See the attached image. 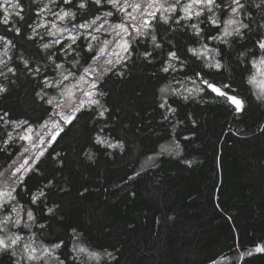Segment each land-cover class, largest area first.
Segmentation results:
<instances>
[{
  "label": "trees",
  "instance_id": "1",
  "mask_svg": "<svg viewBox=\"0 0 264 264\" xmlns=\"http://www.w3.org/2000/svg\"><path fill=\"white\" fill-rule=\"evenodd\" d=\"M23 4L25 14L34 10L32 0H23ZM250 11L256 20L264 16V8L253 5ZM98 14L89 4L87 15L81 10L76 23ZM17 26L25 30L21 21ZM201 27L207 42V29L212 26ZM212 31L215 34L217 30ZM19 39V46L11 52L17 74H9V80L0 77V83L8 88L0 94V172L7 170V176L9 165L27 143L19 139L24 128L17 130L11 122L19 120L26 105L52 109L46 101L58 93L52 87L44 88L47 95L43 100L36 95L43 87L40 78L33 79L18 57L23 53L33 68L38 66L43 71L47 53L39 48L38 38L25 42ZM178 39L181 49L198 46L187 37ZM55 50L56 46L50 51ZM143 51L140 46L134 52L124 79L115 75L105 78L102 90L107 95L102 103L111 110L108 118L93 121L92 113H81L75 126L41 157L36 165L39 172L28 174V193L21 192L17 199L25 210L32 208L37 224L46 225L44 229L32 227L37 245L64 241V247L57 250L61 258L73 255V244L114 257L99 264H211L228 258L230 264H264V253L240 259L241 252L264 244V103L255 98L247 83L255 69L233 63L223 76L215 74L219 83L231 77L235 94L245 100V110L239 115L226 101L206 90L199 103L169 97L177 114L170 122L162 121L158 89L172 76L161 79L165 75L159 71L161 65L147 66L140 57ZM200 63L196 61L185 69L187 74L199 70ZM174 75L179 78L183 74ZM24 95L29 97L27 102ZM48 114L42 118L29 112L26 119L39 129L49 119ZM177 120L183 123L176 124ZM9 133L13 140L6 147ZM97 134L123 142V150L96 144ZM173 140L179 141L181 155L162 154V144ZM55 153L60 155L53 159ZM86 153H91L92 159ZM152 156L155 158L149 162ZM185 160L193 161L192 165ZM49 180L53 183L44 189L47 204L32 205L30 194L44 188ZM53 205L58 206L55 213L46 215V208ZM21 231L29 234L28 229ZM190 232L196 235L193 244L188 240ZM188 244L193 250H187ZM0 263L11 261L7 255H0Z\"/></svg>",
  "mask_w": 264,
  "mask_h": 264
},
{
  "label": "snow or ice",
  "instance_id": "2",
  "mask_svg": "<svg viewBox=\"0 0 264 264\" xmlns=\"http://www.w3.org/2000/svg\"><path fill=\"white\" fill-rule=\"evenodd\" d=\"M32 2L37 3V0ZM49 4L56 5L57 10L53 11L48 4L42 7L38 4L39 10L35 12L36 16L42 17L47 12L55 17L50 22L51 29L46 35L56 38L39 45V48L47 53L44 70L42 71L38 66L33 68L30 59L25 58L23 53L18 59L33 79L40 78L43 87L36 95L41 100L47 95L44 88L56 87L61 89L60 95L67 96L72 103H56L49 114V119L41 125L43 134L37 133L36 139H33V129L27 121L11 122L14 128L28 124L19 139L28 141L30 147L22 146L16 159L9 165L10 174L0 181V255H7L11 264H51L52 261L56 264H75L80 260L81 254H85L89 260H95L96 264H99L102 259L101 254L89 251L79 244H73L70 250L73 255L63 258L57 254V250L64 247V241L61 240L50 246L43 243L37 245L36 233L31 232V229L34 225L44 229L46 225L37 224V217L32 208L25 210V205L17 199L21 192L28 193L25 183L28 174L39 172L36 165L41 157L45 155L48 148L62 139L71 127L75 126L81 113L85 111L92 113L93 121L108 118L107 114L111 110L102 103V98L107 95V92L101 90L106 83L105 78L115 75L124 79L129 60L140 46L144 47L140 57L147 66H155L159 63L161 65L159 71L165 74L161 79L167 80L169 75L172 76V80L158 89L157 98L160 100L158 107L163 110L162 121L170 122L177 114V108L169 103V97L199 103L198 98L206 90L231 105L237 115L244 112L245 100L235 94L236 89L232 86L231 77L226 83H219L216 80L215 74L219 73L223 76L230 71L233 63L238 67L251 65L256 70L248 78L247 83L259 87V92H253V95L258 101L264 103V80L257 81V74L264 77V16L256 20L250 11L253 5L256 8H264V0H259L258 4H255L254 0H49ZM89 4L96 7L99 14L89 19L82 17L81 22L76 23L81 10H84V16L87 15ZM107 6H111L112 10L101 11ZM113 10L122 15L121 22L110 23L109 18L114 16ZM222 16L226 18L221 19ZM13 17L17 20L14 21ZM28 19L31 20L32 17ZM246 20L248 22H245ZM17 21L25 22L26 27L31 29V33L27 35L28 40H35L40 35L37 29L47 27V23H37L33 26L26 21L23 0H0V25L6 26V32L19 36L21 26H17ZM56 21H67L72 27H58ZM204 24L212 26L207 29V42H205V29L201 27ZM212 29L217 30L215 34ZM113 33L118 39L101 41L100 35H97ZM178 36L187 37L191 44L198 46H187L181 49L178 46L180 44ZM40 39L43 40L44 37L41 36ZM65 40L69 42L64 43ZM78 41H80L79 44ZM0 45H2L0 77L9 80V74L15 76L18 71L12 64L13 56L10 54L17 45L13 39L4 34H0ZM110 45H114L111 50ZM54 46L56 50L50 51ZM238 49L243 50L238 51ZM165 52L166 58L160 59L164 57ZM233 56L235 60L232 59ZM193 57L195 60L192 59ZM196 61L201 62L198 66L199 70L188 75L185 69L190 68ZM53 73H57L59 79L53 76ZM176 73L183 75L177 78L174 75ZM207 77H212V80ZM70 79L73 83L70 86L65 85L64 82ZM173 82L178 87H173ZM82 84H87L88 89H82L80 87ZM188 84L192 87H188ZM61 85L64 87L61 88ZM7 91L8 88L0 83V94ZM77 91L82 93L80 98L76 97ZM46 102L53 105V99H48ZM7 115L8 113H4V116ZM5 123L10 122L5 121ZM179 123L183 121L177 120L176 124ZM192 123L195 124V120ZM176 124H173V131ZM103 130L104 128L101 127L100 131L103 132ZM185 139L188 138L185 137ZM12 140V134L9 133L8 139L4 141L5 146L7 147ZM95 143L106 148L121 150L124 148L123 142H112L100 134L95 136ZM173 143L174 149L169 151V154L180 156L182 149L179 141L173 140ZM30 149L36 151L25 156L24 154L29 153ZM163 150L168 151V149ZM59 155L55 153L52 158L55 159ZM86 155L92 159L91 153ZM21 156L24 157L23 161L17 163ZM183 162L189 166L193 163L190 160ZM2 176L4 172H0V177ZM132 178L129 177V179ZM52 183L53 181L49 180L44 188L30 194L32 205H37L38 202L47 204V193L44 189ZM57 207V205L47 207L45 214H54ZM12 229H28L29 235L26 238L22 231H12ZM72 232L75 234L76 230L73 229ZM254 253H264V244H257L253 249L241 252L240 259L245 256L250 257ZM107 255L114 259L111 253ZM211 264H219V262L213 260Z\"/></svg>",
  "mask_w": 264,
  "mask_h": 264
},
{
  "label": "rangeland",
  "instance_id": "3",
  "mask_svg": "<svg viewBox=\"0 0 264 264\" xmlns=\"http://www.w3.org/2000/svg\"><path fill=\"white\" fill-rule=\"evenodd\" d=\"M39 4V6L40 7H42L43 5H45V4H48L49 5V7H51L52 9H53V11H56L57 10V7H56V5H53V4H49V0H37V3H33V6H34V10L31 12V11H29L27 14H25V19H26V21L28 22V23H32L33 24V26H35V24H37V23H47V27H42V28H39V29H37V31H38V33L40 34V35H38L36 38H38L37 40L39 41V43H43V42H48V41H51V40H54L56 37H50V36H47L46 35V33H47V31L49 30V29H51V21H53L54 19H55V17H53L52 15H50V14H48L47 12H45L44 14H43V16L41 17V16H36L35 15V12L36 11H38L39 9H38V5ZM107 10H112L111 9V6H108L107 7ZM114 11V10H113ZM129 11H131V9H129ZM28 17H32V19L31 20H29L28 19ZM123 19V17H122V15L120 14V13H115V11H114V16L113 17H111V18H109V20H110V23H113V24H115V23H119V22H121V20ZM13 20H14V17H13ZM56 23H57V25H58V27H68V28H71L72 27V25H71V23H69V22H67V21H56ZM21 24L25 27V35L23 36L24 38H21L20 36L23 34V32L24 31H21V34L19 35V36H15V34L14 33H12V32H6L5 31V28H6V26H4V25H0V34H4V35H7L10 39H13V42L14 43H16V45L17 46H19V41H18V38H20L19 40H21L22 42H25L26 41V39H27V35L28 34H30L31 33V29L30 28H27L26 27V25H25V22H23V21H21ZM106 27H107V25H106ZM53 31H55L54 29H53ZM64 35H67V33H64ZM97 35H100V39H101V41H103L104 39H109V40H114V39H118V37H115V34L113 33L112 35H107V34H97ZM41 36H43L44 37V39L43 40H41L40 39V37ZM67 40H65L64 42H66ZM69 41H67L66 43H68ZM95 43V42H94ZM112 47H114V45H110V50H111V48ZM0 48H2V45H0ZM10 54H11V52H10ZM103 59V58H102ZM256 72V70H254V72H253V74ZM252 74V75H253ZM54 76V75H53ZM55 77L57 78V79H59V76H58V74L57 75H55ZM260 80H264V77H261V76H259V74H257V81H260ZM73 83V81L70 79V80H68V81H65L64 82V84L65 85H71ZM64 87V85H61V88H63ZM80 87L82 88V89H84V90H87L88 89V85L87 84H82V85H80ZM173 87H178V85H176L175 83L173 84ZM188 87H192V85L191 84H188ZM251 87H252V90H253V92H259V87L258 86H256V87H254V86H252L251 85ZM53 88H56V87H53ZM56 89H58V93H57V95H55L54 97H52V99H53V107H52V109H49V108H47V107H37L36 106V108H32V107H30V106H24V110H25V112L23 111V110H21L22 112H21V117L19 118V120L18 121H21V120H24V121H27L28 119H26V117H27V115L29 114V112H31L32 113V115L33 116H42V118L43 117H45L46 116V114H50V112L53 110V108H54V105L56 104V103H64V104H70V103H72V101L71 100H69L68 99V97L67 96H64V97H62L61 95H60V91H61V89L60 88H56ZM102 90V89H101ZM244 93V92H243ZM245 94V93H244ZM81 95H82V93L81 92H79V91H77L76 92V97L77 98H80L81 97ZM24 101L25 102H27V100L29 99V97H28V95H24ZM77 102H78V99H77ZM31 109H32V111H31ZM27 111H28V113H27ZM35 113H39L38 115H36ZM48 114V115H49ZM24 115V116H23ZM44 121V120H43ZM42 121V122H43ZM28 122V121H27ZM31 126H32V129H33V132H32V136H33V139H36L37 138V136H36V134L37 133H40V134H43V131H42V129H41V125H40V128L39 129H37L36 128V126L33 124V123H29ZM43 125V124H42ZM27 126H28V124H25V125H22L20 128H16L17 130H19V129H21V128H27ZM24 129H23V132H22V134L21 135H23L24 134ZM25 146H27V147H30V145H29V142L27 141V143L25 144ZM46 146V145H45ZM163 149H168V151H164ZM174 149V143H171V144H167V143H165V144H162V146L160 147V152L162 153V154H167V153H169V151H171V150H173ZM34 151H36V150H34V149H30V152L29 153H25L24 155L25 156H28V155H31L32 154V152H34ZM23 156H21L20 158H19V160L17 161V163H20V162H22L23 161ZM154 158H155V156H152V159H150L149 160V162L151 161V160H154ZM31 162V161H30ZM7 171L5 170L4 171V176H2V177H0V181H3L4 179H6L7 178V173H6ZM32 230V229H31ZM12 231H21V230H18V229H12ZM24 235V234H23ZM29 234H25L24 236L27 238V236H28ZM195 234H193L192 232H190L189 234H188V240H190L189 242H190V244L192 243L193 244V241H194V239H195ZM80 245V244H79ZM50 246V245H49ZM81 246H83V247H85L84 245H81ZM188 246V248H187V250H193V247L192 246H190L189 244L187 245ZM190 246V247H189ZM87 248V247H86ZM88 249V248H87ZM18 251H19V249H18ZM89 251H92V250H90L89 249ZM94 252H97V251H94ZM98 253H100L101 254V256H102V259L100 260V262L101 261H103L104 259H106V258H111V257H109L107 254L108 253H104V252H98ZM79 261H81V262H84V263H87V264H95L96 262H95V260H89L88 258H87V256L85 255V254H81V256H80V260ZM219 262V264H230L231 263V258H228V259H224V260H219L218 261ZM1 264V263H0ZM5 264H7V263H5ZM51 264H56V262L55 261H52L51 262Z\"/></svg>",
  "mask_w": 264,
  "mask_h": 264
}]
</instances>
